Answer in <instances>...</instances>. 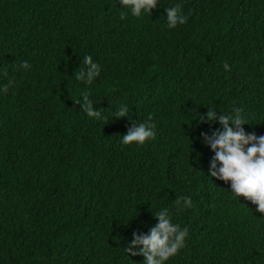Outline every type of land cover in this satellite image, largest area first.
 Wrapping results in <instances>:
<instances>
[{
	"label": "trees",
	"instance_id": "1",
	"mask_svg": "<svg viewBox=\"0 0 264 264\" xmlns=\"http://www.w3.org/2000/svg\"><path fill=\"white\" fill-rule=\"evenodd\" d=\"M177 4L187 22L168 29ZM119 8L0 0V84L13 81L0 95V264H144L125 249L163 208L188 229L167 264H264V213L210 175L201 134L223 128L197 121L240 108L246 134L264 135V0H160L124 20ZM85 55L101 66L91 85L76 80ZM84 91L108 119L87 117ZM120 105L129 116L111 118ZM149 120L155 139L121 143ZM181 197L192 204L177 211Z\"/></svg>",
	"mask_w": 264,
	"mask_h": 264
},
{
	"label": "clouds",
	"instance_id": "2",
	"mask_svg": "<svg viewBox=\"0 0 264 264\" xmlns=\"http://www.w3.org/2000/svg\"><path fill=\"white\" fill-rule=\"evenodd\" d=\"M121 5L120 19L124 20L130 14L134 18H142L160 4V0H119ZM166 26L175 29L178 25L187 22V16L181 11L179 4L165 8ZM83 67L80 66L76 80L86 85H91L100 76L101 66L94 62L91 55H85L82 59ZM20 68L30 69L28 61H23ZM226 71H231L227 63L223 65ZM7 76V72L0 73ZM13 81L0 84V95L8 93ZM81 109L87 117L94 119H108L102 111H94L93 102L89 92L81 93ZM129 116V108L120 105L112 114L111 118H123ZM198 123L218 122L223 130L213 132L211 136L202 133L203 142L215 153L210 165V175L225 182H231L232 195L240 199L244 197L253 205L256 211L264 213V135L257 137L254 133L246 134L243 125L249 124L246 113L236 108L231 115H219L208 107L203 117L199 116ZM231 125V126H230ZM156 138V125L152 122L135 123L126 135L121 136L123 145H143L146 141ZM217 164L219 168L217 169ZM192 201L188 197L175 200L176 210L190 207ZM172 211L168 208L159 210L155 217L158 224L153 227L147 235H136L126 254L143 255L144 264H167V261L176 256L185 246L188 238V229L181 228L179 224L173 223ZM142 246L138 252L132 249Z\"/></svg>",
	"mask_w": 264,
	"mask_h": 264
}]
</instances>
